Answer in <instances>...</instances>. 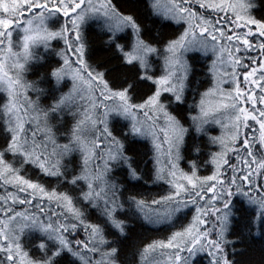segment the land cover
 <instances>
[{
	"label": "snow or ice",
	"instance_id": "1",
	"mask_svg": "<svg viewBox=\"0 0 264 264\" xmlns=\"http://www.w3.org/2000/svg\"><path fill=\"white\" fill-rule=\"evenodd\" d=\"M253 7L0 0V264H124L137 214L173 226L191 215L138 249L139 264H264V18ZM149 16L177 32L153 34ZM149 181L168 186L151 201L163 213L146 211Z\"/></svg>",
	"mask_w": 264,
	"mask_h": 264
},
{
	"label": "trees",
	"instance_id": "2",
	"mask_svg": "<svg viewBox=\"0 0 264 264\" xmlns=\"http://www.w3.org/2000/svg\"><path fill=\"white\" fill-rule=\"evenodd\" d=\"M254 7L251 9V14L257 18L262 19L264 18V0H253ZM159 17L149 16L144 20V23L149 28L153 29V34H156L157 32L162 33V35L165 38L172 37L174 33L177 32L178 26L173 25L168 28H163L159 26V24L154 25V20H159ZM88 38L90 41V45L93 49H100L103 47V41L106 39V37L103 36V34L100 32L99 27L96 25H93L92 28L89 29ZM124 43L125 41H121ZM63 44L62 42H59L58 47H61ZM208 61L205 60V58L201 55L199 56L197 62H196V75L194 78V89H199L200 91H203L205 87L208 86L207 83L201 84L205 80V77L202 75V73L205 70V67L207 65ZM43 72V69L40 70ZM35 78V77H32ZM145 90L147 86H144ZM192 99V90H190L189 93V101L191 102ZM214 134H219V130ZM147 143V142H143ZM143 143L138 146L139 151L143 153L146 149L143 146ZM150 148V145H148ZM151 167V164L148 165ZM183 167L186 168V165H183ZM203 174H210L207 172H204ZM29 176L33 179L38 178L36 172H30ZM44 180H47L48 178H43ZM52 185L55 186V181H51ZM167 185L161 186V184H153L151 181L147 185H145L143 188L138 189L144 194V197L146 199V202L148 204V207L146 209L149 213L159 212L163 213L165 211V208L163 205H154L151 203L153 199H159L161 195L167 194ZM191 219V215H189L186 219H183L180 224H176L173 226L172 223H169L167 221H162L159 223H149V221L145 220L142 214H137L136 216L131 218L130 228L131 231L129 233L128 239L121 238V248H122V254H121V260L124 262V264H139V257L136 255V252L138 249H142L143 246L152 243L154 241H166L167 238L171 236V234L174 231H177L180 229L181 224L186 225ZM80 238H83V235H81ZM259 245L256 246V249L252 251L251 256L254 260L258 261L260 259V253H259ZM166 255V253H165ZM197 264H208V258L206 256H199L197 258Z\"/></svg>",
	"mask_w": 264,
	"mask_h": 264
},
{
	"label": "rangeland",
	"instance_id": "3",
	"mask_svg": "<svg viewBox=\"0 0 264 264\" xmlns=\"http://www.w3.org/2000/svg\"><path fill=\"white\" fill-rule=\"evenodd\" d=\"M168 2V0H161V4L162 5H166ZM240 2H246V0H240ZM202 11V10H201ZM62 42V41H61ZM63 44V42H62ZM64 47V45L61 46V48ZM255 55V53H253ZM252 135H255V136H259V131H258V125H254V128L252 131L249 132V136H252ZM230 158L232 161L235 160V157L234 156H231L230 154ZM8 191H14L11 187L8 188ZM5 191H4V188H0V195H5Z\"/></svg>",
	"mask_w": 264,
	"mask_h": 264
}]
</instances>
